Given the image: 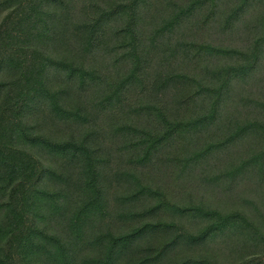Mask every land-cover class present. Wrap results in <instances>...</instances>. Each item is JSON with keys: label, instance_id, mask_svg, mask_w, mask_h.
Here are the masks:
<instances>
[{"label": "trees", "instance_id": "1", "mask_svg": "<svg viewBox=\"0 0 264 264\" xmlns=\"http://www.w3.org/2000/svg\"><path fill=\"white\" fill-rule=\"evenodd\" d=\"M0 264H264V0H0Z\"/></svg>", "mask_w": 264, "mask_h": 264}]
</instances>
